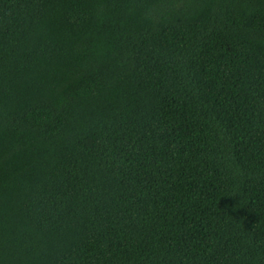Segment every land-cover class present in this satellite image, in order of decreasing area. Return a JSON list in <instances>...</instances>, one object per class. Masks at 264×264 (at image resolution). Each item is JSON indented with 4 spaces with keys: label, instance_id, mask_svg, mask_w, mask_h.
I'll return each mask as SVG.
<instances>
[{
    "label": "trees",
    "instance_id": "obj_1",
    "mask_svg": "<svg viewBox=\"0 0 264 264\" xmlns=\"http://www.w3.org/2000/svg\"><path fill=\"white\" fill-rule=\"evenodd\" d=\"M0 264H264V0H0Z\"/></svg>",
    "mask_w": 264,
    "mask_h": 264
}]
</instances>
